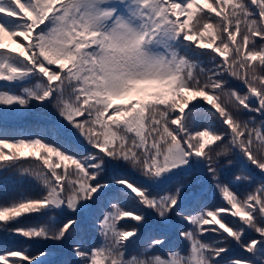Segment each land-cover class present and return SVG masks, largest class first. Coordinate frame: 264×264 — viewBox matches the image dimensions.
Wrapping results in <instances>:
<instances>
[{
    "label": "snow or ice",
    "instance_id": "snow-or-ice-1",
    "mask_svg": "<svg viewBox=\"0 0 264 264\" xmlns=\"http://www.w3.org/2000/svg\"><path fill=\"white\" fill-rule=\"evenodd\" d=\"M11 182L0 264H264V0H0Z\"/></svg>",
    "mask_w": 264,
    "mask_h": 264
},
{
    "label": "trees",
    "instance_id": "trees-1",
    "mask_svg": "<svg viewBox=\"0 0 264 264\" xmlns=\"http://www.w3.org/2000/svg\"><path fill=\"white\" fill-rule=\"evenodd\" d=\"M207 106V105H206ZM185 184L191 183V187L186 189V196L191 202V194H195L199 201L200 205H204L207 207H215L219 202V194L216 193L215 188L211 185L202 186L195 182L193 179L192 181H182ZM34 185L29 182L24 183H16L11 182L7 185L0 184V203L5 202L6 200L15 198L20 196L21 194L25 195H35L33 191ZM240 192H245L247 189L241 187ZM199 207V205H196ZM37 221H25L22 226H28L30 224H35ZM156 228V222L153 217L148 218V225L142 231H147L148 229ZM95 236L94 233L87 234L85 238L88 240L89 243L92 242V238ZM98 241V237H96ZM173 243L175 241L173 240ZM29 242L26 241L23 237H10L7 234L0 233V249L10 248V249H23ZM31 251L33 253L44 251L47 252L49 260L53 261L54 264H60L61 261L70 260L72 259L71 249L68 248L66 245H58L53 241H41L38 243L31 244ZM247 255V254H245Z\"/></svg>",
    "mask_w": 264,
    "mask_h": 264
}]
</instances>
